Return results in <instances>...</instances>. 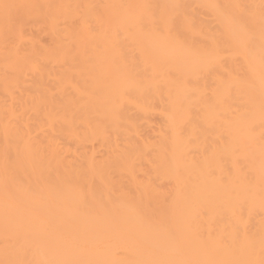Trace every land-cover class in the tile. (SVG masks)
<instances>
[{"label": "bare ground", "instance_id": "1", "mask_svg": "<svg viewBox=\"0 0 264 264\" xmlns=\"http://www.w3.org/2000/svg\"><path fill=\"white\" fill-rule=\"evenodd\" d=\"M0 3L34 6L0 13V259H259V11L249 49L225 6L260 0Z\"/></svg>", "mask_w": 264, "mask_h": 264}, {"label": "snow or ice", "instance_id": "2", "mask_svg": "<svg viewBox=\"0 0 264 264\" xmlns=\"http://www.w3.org/2000/svg\"><path fill=\"white\" fill-rule=\"evenodd\" d=\"M34 7L27 4H8L0 3V13L3 15L4 23L9 31H16V34L23 36V27L26 23V16L28 15L24 10ZM141 7L152 15V28L163 32L165 28L169 27L170 21L167 17L160 16L155 18L153 9L159 8V5H140ZM228 9H235L236 12H226L225 19L232 31V37L238 43L251 49L255 47V33H256V12L259 11V34H260V86H261V124L264 126V0H260L259 5L255 4H232L225 6ZM138 25L144 26V19L140 17L137 21ZM222 39V37H221ZM231 40H225L223 43L226 46H231ZM242 80H247L248 75L241 77ZM251 127L249 131H251ZM6 170L13 164L10 153L5 152ZM261 204L264 206V133L261 136ZM17 189L13 185H6V192L10 199H14ZM161 227L165 225L162 223ZM170 237H174V232L167 229ZM238 239V237L234 238ZM241 248L252 253L255 249V240L249 236H245L241 243ZM259 259H233V260H209V261H173V260H155L147 261L145 264H264V225L260 229L259 237ZM0 264H93L91 261L64 259V260H19V259H0Z\"/></svg>", "mask_w": 264, "mask_h": 264}]
</instances>
